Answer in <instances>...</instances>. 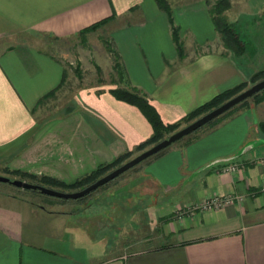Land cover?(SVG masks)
Segmentation results:
<instances>
[{
  "label": "crops",
  "instance_id": "1",
  "mask_svg": "<svg viewBox=\"0 0 264 264\" xmlns=\"http://www.w3.org/2000/svg\"><path fill=\"white\" fill-rule=\"evenodd\" d=\"M104 19L131 85L142 90L164 123L187 124L193 119L185 116L194 108L251 77L219 50L177 58L164 13L152 0H0L4 174L44 185L49 183L41 176L70 183L127 150L133 154L153 144L138 148L151 136L152 125L135 104L110 91L114 85L80 87L84 101L64 103L63 108L73 106L67 113L62 109L40 121L36 116L40 100L65 76L61 59L39 40L67 37ZM260 122L264 97L247 100L174 141L147 158L138 177L119 178L104 191L113 196L108 213L89 211V204L100 203L99 196L71 211L41 205L47 215L63 217L58 226L36 223L39 212L25 195L27 188L0 186V264H264ZM246 144L251 146L240 152ZM228 156L233 158L209 164ZM228 163L238 164L237 170L222 171ZM226 194L241 199L178 215L192 203ZM128 202L139 210L151 204L158 209L157 223L146 222L147 231L136 240L127 227L109 233L108 222L122 215ZM86 213H91L88 219ZM85 225L99 239L105 237L99 252L89 251L82 235L79 239V233H90Z\"/></svg>",
  "mask_w": 264,
  "mask_h": 264
},
{
  "label": "rangeland",
  "instance_id": "2",
  "mask_svg": "<svg viewBox=\"0 0 264 264\" xmlns=\"http://www.w3.org/2000/svg\"><path fill=\"white\" fill-rule=\"evenodd\" d=\"M152 1L156 2L155 0ZM166 2L170 9L169 14L164 9L158 7L164 13L171 38L177 35L176 40L178 42L174 43L177 58L183 60L187 59L186 55L188 54L215 49L231 55L237 63L242 64L247 71L252 73L250 79L245 81L244 88L264 77V74H259L264 69V0H166ZM176 7L178 8L175 10ZM219 17L225 19L229 27L233 29L242 41L243 48L241 50L235 49L231 40L222 37L221 31L215 26V20H218ZM39 45L44 47L49 53L59 57L65 70L63 84L57 90L44 96L40 100L39 106L35 109L39 121L44 118L46 120L47 117H50L55 112H61L62 109L64 110V103L75 100L77 97L82 99L81 101H84V97L79 91V88L83 86L114 85L115 87L135 88L136 92L144 94L141 89L132 86L129 78H127L124 65L113 46L110 29L105 23L89 29L86 32L76 33L67 37H43L41 41L39 40ZM117 64H119L120 69H123L124 72L121 71L119 73L115 69ZM254 73L258 74L254 76ZM248 100L252 99L248 97ZM137 153L130 154L116 165L103 170L102 175ZM146 159L114 177V181L111 179L103 183L83 197L60 198L42 193L37 189H23L26 190L24 191L25 195L36 202V208L39 212L37 219L34 217L37 221L36 223L40 224V227L49 228L46 225H50L51 223L53 225L55 223L58 226V224L63 222V217L61 216H50L44 213L40 209L41 205L47 206L48 208L52 207L59 211H71L75 210L77 206H84L89 200L91 201V199L95 198V196H99V199L102 197L101 201L98 205L95 204L96 201L93 203L95 205L89 204L92 207L89 211L95 210L102 212L103 210L104 212L102 213H108L107 209L110 208L109 201L112 195H107L104 191L108 187L115 185L119 178L138 177L139 174L137 172L142 171L143 166L147 162ZM98 166L100 164L86 174L91 173ZM0 174L11 178L24 179L16 175L4 174L2 169H0ZM26 177L29 179L32 178L30 174ZM37 179L39 178L37 177ZM25 180L34 182L32 179ZM0 186L18 188L4 181H0ZM46 186L65 191L77 190L79 188H67L58 186L57 184ZM120 197L119 195L116 198ZM144 200L142 199V201ZM132 205H134L132 202H128L127 209L122 212V215H117V217L113 218L114 220L111 218L112 221L108 222L113 229L109 232L111 235L116 234L115 228L121 226L123 230L132 229L131 236L136 240L138 237H142L143 232L147 231V228L144 227L146 226V222L150 223V225L157 223V219L159 218L157 217L158 209L155 204H151L147 208L143 207L140 210ZM182 210L185 209L183 208ZM88 214L90 215L91 213L85 214L87 219L89 218ZM105 219L103 217L102 222ZM88 227L90 233L83 231L81 234H78V237L82 239V235L85 238L83 240L84 245L89 251L93 253L99 252L101 246H103L105 237L99 239L97 237L99 233L97 235L94 234L91 228L92 226L85 225V229H88ZM129 235L130 233H128ZM93 237L97 239L95 242L91 241ZM123 237H126V232H124Z\"/></svg>",
  "mask_w": 264,
  "mask_h": 264
},
{
  "label": "trees",
  "instance_id": "3",
  "mask_svg": "<svg viewBox=\"0 0 264 264\" xmlns=\"http://www.w3.org/2000/svg\"><path fill=\"white\" fill-rule=\"evenodd\" d=\"M155 1H156L157 5L160 8H162V9H164L166 11L167 14L170 13V9H169V6H168L166 0H155ZM105 21L106 20L104 19V20L98 21L96 23H93V24L89 25L88 27L82 29L79 33L86 32L89 29H93V28L105 23ZM215 26L219 29V31H221V34H222L223 38L229 39V40L232 41V44L235 47V49L241 50L243 48L242 41L238 38V35L233 31V29L231 27H229V24L225 21V19L223 17H219L218 20H215ZM173 32H174V28H173ZM172 39H173L174 43L178 42L176 40L177 39V35H174V37H172ZM115 69H117V71L119 73L121 71L124 72L123 69H120L119 64H117L115 66ZM257 74L254 73V76H256ZM259 74L263 75L264 74V69H262L259 72ZM261 75H258V76H261ZM244 86H245V82H241V83L236 84V85H234V86H232V87H230V88H228V89H226V90H224V91H222V92H220L218 94H215L212 98H210L209 100H207L204 103L200 104L199 106L194 108L192 111H190L185 116V119L188 121V120H191V119H194V118L198 117L200 114L208 111L212 107L218 105L219 103H221L225 99H227L230 96H232L233 94H235V93L239 92L240 90H242L244 88ZM110 91L117 98L135 104L143 112V114L148 118V120L150 121V123L152 125V128H153V132H152V134H151V136L149 138H147L146 140H144L143 142H141L138 145L139 149H142L146 145L154 143V142L160 140L161 138H163L164 136H166L167 134H169L170 132L175 130L180 124V122L164 123L161 120V118L159 117V115H158L157 111L155 110V108L149 103V101L146 98V96L144 94H142V93L136 92L135 88L130 89V88H126V87L116 86V87L111 88ZM263 97H264V88H262L261 90L255 92L252 96H250V98L252 100H260ZM247 100H248V98L243 99L239 103L235 104L234 106L230 107L229 109H227L223 113H221L218 116H216L215 118L211 119L209 122H211L212 120L218 119L221 115L225 114L226 112H228L229 110H231V109H233V108H235L237 106L242 105ZM258 127L264 133V122L258 123ZM158 152H156L155 154H157ZM130 154H131V151L127 150L126 152H124V153L120 154L118 157H116L109 164H102V165L98 166V168L93 170L91 173L85 174V175L77 178L76 180H74V181H72L70 183H65V182H62V181L57 180L55 178L48 177V176H41L40 178H41V180H44L45 182L49 183V185L57 184L58 186L60 185V186H64V187H67V188H74V187L75 188H77V187L81 188V187L85 186L86 184H88V183L92 182L93 180H95L97 177L100 176V174L102 175L103 170L109 168L110 166L116 165L117 163H119L120 161L125 159ZM92 191H90V192H92ZM90 192H88L87 194H85L83 196L88 195ZM83 196H81V197H83Z\"/></svg>",
  "mask_w": 264,
  "mask_h": 264
},
{
  "label": "water",
  "instance_id": "4",
  "mask_svg": "<svg viewBox=\"0 0 264 264\" xmlns=\"http://www.w3.org/2000/svg\"><path fill=\"white\" fill-rule=\"evenodd\" d=\"M264 88V77L261 79L253 82L246 88L240 90L239 92L235 93L234 95L230 96L229 98L225 99L218 105L212 107L208 111L204 112L203 114L199 115L198 117L194 118L193 120L189 121L187 124L179 127L178 129L170 132L167 136L161 138L160 140L154 142L153 144L149 145L145 149L141 150L137 154L131 156L130 158L126 159L116 167L112 168L108 172L104 173L103 175L99 176L92 182L86 184L85 186L72 191H65V190H58L40 183L26 181L21 178H11L6 175L0 174V181L9 182L14 186L23 187L27 189H37L42 193H47L56 197L60 198H78L81 197L88 192L92 191L93 189L97 188L98 186L102 185L103 183L109 181L110 179L116 177L117 175L121 174L122 172L126 171L130 167L138 164L142 160L148 158L149 156L155 154L159 150L167 147L174 141L184 137L185 135L189 134L196 128L200 127L201 125L205 124L206 122L210 121L211 119L215 118L219 114L223 113L230 107L234 106L235 104L239 103L245 98L252 96L255 92ZM73 108L72 105H66L64 107V112L67 113ZM251 144H246L240 149V152L245 151L249 148ZM233 156L223 157L211 160L209 164L215 163L216 161H228L232 159ZM206 165V164H205ZM204 165V166H205Z\"/></svg>",
  "mask_w": 264,
  "mask_h": 264
},
{
  "label": "built area",
  "instance_id": "5",
  "mask_svg": "<svg viewBox=\"0 0 264 264\" xmlns=\"http://www.w3.org/2000/svg\"><path fill=\"white\" fill-rule=\"evenodd\" d=\"M238 168V164L236 163H228L224 166H222V171H229L234 172ZM234 199L240 200V195H221V196H213L211 198H208L202 202L199 203H192L188 208H186L182 213L178 214L179 217L183 213H193L196 208H199L200 210H210L213 208H218L224 204L231 203Z\"/></svg>",
  "mask_w": 264,
  "mask_h": 264
}]
</instances>
